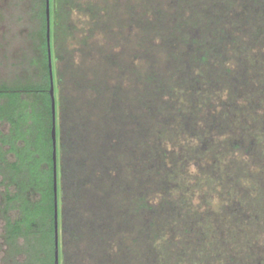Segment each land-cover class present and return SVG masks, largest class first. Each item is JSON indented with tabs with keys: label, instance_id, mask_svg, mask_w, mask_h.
<instances>
[{
	"label": "trees",
	"instance_id": "obj_1",
	"mask_svg": "<svg viewBox=\"0 0 264 264\" xmlns=\"http://www.w3.org/2000/svg\"><path fill=\"white\" fill-rule=\"evenodd\" d=\"M35 2L41 79L0 83L4 233L23 239L27 264H54L46 0ZM49 14L59 263L257 264L264 0H49ZM203 184L232 197L215 210Z\"/></svg>",
	"mask_w": 264,
	"mask_h": 264
},
{
	"label": "rangeland",
	"instance_id": "obj_2",
	"mask_svg": "<svg viewBox=\"0 0 264 264\" xmlns=\"http://www.w3.org/2000/svg\"><path fill=\"white\" fill-rule=\"evenodd\" d=\"M37 0H0V83H11L13 80L24 81L26 79L40 80L38 65L35 62L38 51L34 46L37 39H33L32 34L39 28V21L35 16ZM56 98V97H55ZM0 129L3 133L8 131V124L0 122ZM7 146H4L5 150ZM7 158L12 160V154H7ZM0 173V264H27L23 239H18L15 243L9 244L5 240L3 216L5 185L1 182ZM12 189V186L9 187ZM203 190H210L206 196L207 202L213 204L215 210H219L222 204L227 203L232 194L223 191L220 194L221 186L215 185V189L203 184ZM193 205L205 204L194 195ZM11 217L17 216V210L9 211ZM258 227L254 230V236L250 243L257 244L260 250V257L264 259V217H257ZM255 249V248H254ZM256 262L264 264V260ZM60 264V263H59Z\"/></svg>",
	"mask_w": 264,
	"mask_h": 264
},
{
	"label": "water",
	"instance_id": "obj_3",
	"mask_svg": "<svg viewBox=\"0 0 264 264\" xmlns=\"http://www.w3.org/2000/svg\"><path fill=\"white\" fill-rule=\"evenodd\" d=\"M49 0H46V38L48 46V65L50 74V96H51V112H52V128H51V138H52V161H53V190H54V244H55V255L54 264H59L58 255V213H57V139H56V104L54 95V82H53V72H52V61L50 55V16H49Z\"/></svg>",
	"mask_w": 264,
	"mask_h": 264
}]
</instances>
